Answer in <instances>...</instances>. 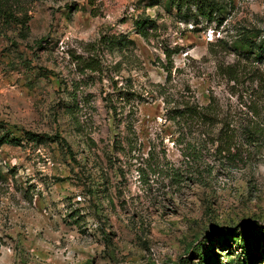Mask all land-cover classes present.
I'll use <instances>...</instances> for the list:
<instances>
[{"label":"rangeland","instance_id":"1","mask_svg":"<svg viewBox=\"0 0 264 264\" xmlns=\"http://www.w3.org/2000/svg\"><path fill=\"white\" fill-rule=\"evenodd\" d=\"M208 1L222 25L170 0H13L29 32L0 21V128L20 142L0 148V264H264V60L233 49L264 44V0ZM211 97L231 159L205 142L221 125L168 119Z\"/></svg>","mask_w":264,"mask_h":264},{"label":"trees","instance_id":"2","mask_svg":"<svg viewBox=\"0 0 264 264\" xmlns=\"http://www.w3.org/2000/svg\"><path fill=\"white\" fill-rule=\"evenodd\" d=\"M197 2H199V4H196ZM170 4L172 6L176 5L177 7H179V11H181L183 8H186L187 14L185 15V17L187 18H190V14H192L191 17L196 18V21H198L199 18H203L207 22L217 21L219 25H222L223 23V19L220 18L223 8L215 2H209L208 0H170ZM194 8L196 12L192 10ZM0 21H2L3 25H8L10 27H18L23 38H26L28 36L29 18L28 16H22L21 18L17 16L13 0H0ZM150 22L152 21L149 19L138 20L135 22L137 32L144 39H147V27ZM250 35L252 34H245L237 38V40L234 42L235 47L233 49L238 53V56H241L242 58L248 59L253 62H263L264 44H259L251 40ZM91 47H94V45H91ZM167 57L170 56L168 55ZM77 61L80 63V65H83L85 71H100V64L96 62L95 59L86 61L85 58L78 57ZM165 69L167 73H171V70L168 67H165ZM234 78H232V80H234ZM123 97V101H131L129 94L124 93ZM113 111L117 113L116 108H114ZM171 111L173 114H168V119L174 122L178 129H180L182 125L189 124L190 122H198L200 125H202L203 128L207 130L221 125L219 135L217 137H211L210 134H208L210 138H208L205 142H207V144L217 146L215 150L216 155L223 156L224 158H233L232 149L235 146V139L233 137V133L230 130L231 122L229 121V118H223V114H219L218 106L214 98L211 97L209 104H207L206 106L188 105L186 106V108ZM253 112L255 113L253 115L257 116V112ZM115 116L117 119L118 114H115ZM254 128L256 131L257 127ZM0 129V148L5 144L19 145V140L13 136L11 130L4 128ZM205 133L206 132H204V134ZM250 134L253 135L254 133L250 132ZM26 136L29 137L30 141H41V136L39 135L26 133ZM125 143L129 147L128 150H126V148L123 146V141H119L114 143L113 151H121L125 154V157L131 159V154L134 151L135 146L134 142L129 139H126ZM204 145L206 144L204 143ZM69 152L71 154V149L69 150ZM243 258L245 259V261L240 262L241 264L252 263L250 252L245 251V256Z\"/></svg>","mask_w":264,"mask_h":264}]
</instances>
